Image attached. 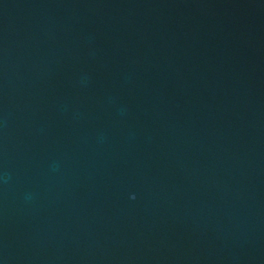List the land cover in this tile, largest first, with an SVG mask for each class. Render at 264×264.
I'll return each mask as SVG.
<instances>
[{
    "label": "water",
    "instance_id": "1",
    "mask_svg": "<svg viewBox=\"0 0 264 264\" xmlns=\"http://www.w3.org/2000/svg\"><path fill=\"white\" fill-rule=\"evenodd\" d=\"M0 264H264V0H0Z\"/></svg>",
    "mask_w": 264,
    "mask_h": 264
}]
</instances>
